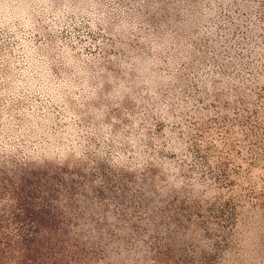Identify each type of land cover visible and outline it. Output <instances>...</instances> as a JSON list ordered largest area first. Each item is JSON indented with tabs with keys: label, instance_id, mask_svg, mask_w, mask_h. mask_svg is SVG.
<instances>
[{
	"label": "rangeland",
	"instance_id": "374dc122",
	"mask_svg": "<svg viewBox=\"0 0 264 264\" xmlns=\"http://www.w3.org/2000/svg\"><path fill=\"white\" fill-rule=\"evenodd\" d=\"M0 264H264V0H0Z\"/></svg>",
	"mask_w": 264,
	"mask_h": 264
}]
</instances>
